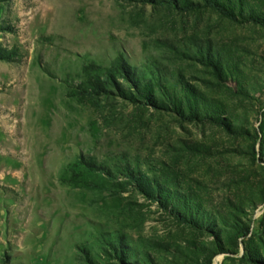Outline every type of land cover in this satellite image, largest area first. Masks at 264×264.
I'll return each mask as SVG.
<instances>
[{
  "label": "rangeland",
  "instance_id": "rangeland-1",
  "mask_svg": "<svg viewBox=\"0 0 264 264\" xmlns=\"http://www.w3.org/2000/svg\"><path fill=\"white\" fill-rule=\"evenodd\" d=\"M0 49V264H264V0H6Z\"/></svg>",
  "mask_w": 264,
  "mask_h": 264
},
{
  "label": "trees",
  "instance_id": "trees-1",
  "mask_svg": "<svg viewBox=\"0 0 264 264\" xmlns=\"http://www.w3.org/2000/svg\"><path fill=\"white\" fill-rule=\"evenodd\" d=\"M4 1H6V0H0V3L4 2ZM229 16H231V15L229 14ZM12 55H15V53L14 52H10V51H6L4 49H0V59L10 61V60H12Z\"/></svg>",
  "mask_w": 264,
  "mask_h": 264
}]
</instances>
